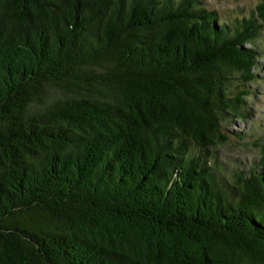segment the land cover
Masks as SVG:
<instances>
[{"label":"trees","instance_id":"trees-1","mask_svg":"<svg viewBox=\"0 0 264 264\" xmlns=\"http://www.w3.org/2000/svg\"><path fill=\"white\" fill-rule=\"evenodd\" d=\"M263 32L264 0H0V264H264V140L220 153Z\"/></svg>","mask_w":264,"mask_h":264},{"label":"rangeland","instance_id":"rangeland-1","mask_svg":"<svg viewBox=\"0 0 264 264\" xmlns=\"http://www.w3.org/2000/svg\"><path fill=\"white\" fill-rule=\"evenodd\" d=\"M261 0H205L208 7L218 10L224 17L243 15ZM258 50L262 53L258 60L260 79L251 84L254 91V99L247 100V109L250 116L244 119L233 118L227 125L228 129L247 132L246 138L241 143H227L220 147L222 159L230 166H243L260 156L259 141L264 140V32L258 42ZM249 133V135H248ZM229 166V167H230Z\"/></svg>","mask_w":264,"mask_h":264}]
</instances>
